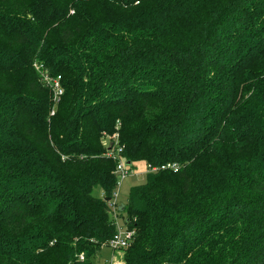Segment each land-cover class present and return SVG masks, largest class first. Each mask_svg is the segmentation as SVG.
Masks as SVG:
<instances>
[{
    "label": "trees",
    "instance_id": "trees-1",
    "mask_svg": "<svg viewBox=\"0 0 264 264\" xmlns=\"http://www.w3.org/2000/svg\"><path fill=\"white\" fill-rule=\"evenodd\" d=\"M115 134L126 264H264V0H0V264H94Z\"/></svg>",
    "mask_w": 264,
    "mask_h": 264
},
{
    "label": "built area",
    "instance_id": "built-area-1",
    "mask_svg": "<svg viewBox=\"0 0 264 264\" xmlns=\"http://www.w3.org/2000/svg\"><path fill=\"white\" fill-rule=\"evenodd\" d=\"M37 71L40 73V75L43 77L44 81L47 83V85L53 90L54 92V102L57 104L60 102L61 96L63 95V88L61 86V77H52L49 75L48 71H46L42 65H35ZM109 143L105 145L107 148H109V151L107 153V157L113 159L117 162V168H116V174L119 179V185L120 183L125 180L127 177H129L132 174L133 169L128 167L126 160L123 158V150L124 147H122L119 143V135L115 134L112 137H108ZM166 169H172V170H178V165H172L168 164L165 166H162L160 168L153 167L148 165L147 166V173L149 172H158L160 170H166ZM118 185V187H119ZM118 194L117 192L114 195V198L112 202L110 203L111 206V213L114 215V220L117 225V232L112 238V240L108 243L107 247H110L116 251H123L130 247L134 240L135 232L133 230H129L125 227L124 223L121 225L118 223L119 217H118V209L119 205L117 204ZM118 214V215H117ZM80 260L84 261V255L80 256Z\"/></svg>",
    "mask_w": 264,
    "mask_h": 264
},
{
    "label": "rangeland",
    "instance_id": "rangeland-1",
    "mask_svg": "<svg viewBox=\"0 0 264 264\" xmlns=\"http://www.w3.org/2000/svg\"><path fill=\"white\" fill-rule=\"evenodd\" d=\"M109 143L108 137L104 141V144L107 145ZM133 171L132 174L127 177L125 180H123L118 189H117V204L119 205V208H122L124 205L127 204L129 199V193L132 187L145 184L147 180V165L145 162H138L135 163L132 167ZM96 197H101L102 191L100 189H97L94 194ZM118 209V223L121 225L124 223L125 220V214L122 212H119ZM111 217L114 219L113 213H110ZM126 250L123 251H116L110 247H104L96 257L93 258L94 264H126L124 254Z\"/></svg>",
    "mask_w": 264,
    "mask_h": 264
},
{
    "label": "water",
    "instance_id": "water-1",
    "mask_svg": "<svg viewBox=\"0 0 264 264\" xmlns=\"http://www.w3.org/2000/svg\"><path fill=\"white\" fill-rule=\"evenodd\" d=\"M128 166H130L128 163H127ZM110 200L108 199L107 202H109Z\"/></svg>",
    "mask_w": 264,
    "mask_h": 264
},
{
    "label": "crops",
    "instance_id": "crops-1",
    "mask_svg": "<svg viewBox=\"0 0 264 264\" xmlns=\"http://www.w3.org/2000/svg\"><path fill=\"white\" fill-rule=\"evenodd\" d=\"M147 174V173H146Z\"/></svg>",
    "mask_w": 264,
    "mask_h": 264
}]
</instances>
